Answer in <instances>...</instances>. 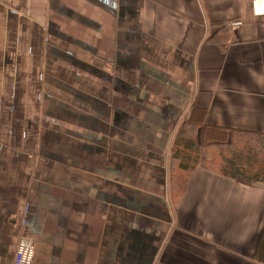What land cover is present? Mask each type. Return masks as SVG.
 I'll return each mask as SVG.
<instances>
[{
  "label": "crops",
  "instance_id": "0c3cea01",
  "mask_svg": "<svg viewBox=\"0 0 264 264\" xmlns=\"http://www.w3.org/2000/svg\"><path fill=\"white\" fill-rule=\"evenodd\" d=\"M254 1L0 0V264H264V186L168 177L182 123L264 134Z\"/></svg>",
  "mask_w": 264,
  "mask_h": 264
},
{
  "label": "trees",
  "instance_id": "16d2710c",
  "mask_svg": "<svg viewBox=\"0 0 264 264\" xmlns=\"http://www.w3.org/2000/svg\"><path fill=\"white\" fill-rule=\"evenodd\" d=\"M230 39V30L224 27L210 41L224 51ZM198 167L250 187L264 186V134L204 132L191 121L179 125L168 151L169 198L174 207L183 201Z\"/></svg>",
  "mask_w": 264,
  "mask_h": 264
},
{
  "label": "built area",
  "instance_id": "2783aa9c",
  "mask_svg": "<svg viewBox=\"0 0 264 264\" xmlns=\"http://www.w3.org/2000/svg\"><path fill=\"white\" fill-rule=\"evenodd\" d=\"M254 4L258 6L259 4L263 5V12H257L259 15H261L264 18V0H255ZM236 26L241 25V23H236L234 24ZM263 27H264V22H263ZM36 257V247L35 245L26 237L20 238L17 249H16V254H15V259H14V264H34Z\"/></svg>",
  "mask_w": 264,
  "mask_h": 264
}]
</instances>
